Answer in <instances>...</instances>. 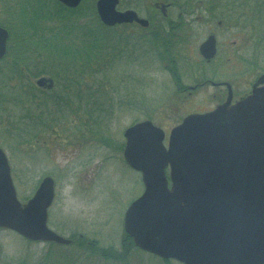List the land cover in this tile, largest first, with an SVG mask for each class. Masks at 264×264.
Masks as SVG:
<instances>
[{
  "label": "rangeland",
  "instance_id": "1",
  "mask_svg": "<svg viewBox=\"0 0 264 264\" xmlns=\"http://www.w3.org/2000/svg\"><path fill=\"white\" fill-rule=\"evenodd\" d=\"M96 1L90 0V3L95 6ZM156 1L164 0H121L120 8H134L140 2L139 12L146 16ZM165 1L170 3L171 0ZM175 2L170 8L174 18L180 12L177 5L183 0ZM4 5L15 8L17 1L5 0ZM180 8L186 10L184 5ZM208 11L199 10L197 14L208 15ZM238 12L241 23L238 26L226 25L225 29H218L222 34L215 31V35L220 41L219 51L224 49L223 56L232 58L234 63L240 65L235 77L241 81H251L255 73L252 70L264 72V47L259 49L256 45L264 44V13L259 14L263 19L258 25L260 20L256 18L243 22L244 13L240 8ZM10 17L9 14L0 15V22ZM189 21L195 29L191 40L192 49L187 51V45L184 51V55H190L187 60L189 65L180 64L182 70L180 67L175 69L178 75L165 69L166 60H154L153 54L156 56V51L146 53L144 49L139 52L140 47L143 49L141 44L137 50L141 57L124 53L123 58L117 59L110 67L108 64L104 72L94 74L96 77L83 76L91 85L95 84L94 91L101 85L105 88L101 94L105 99L102 109L98 108L102 99H98L96 93L91 99L90 94L87 101L91 99V105L80 108L73 105L68 116L53 122L56 134L50 130L39 143H16L0 136V145L5 148L13 168L19 200L26 201L44 176H53L56 181L55 199L49 210V226L71 239L79 234L87 238H84L83 244L61 247L48 242L30 241L14 231L0 229V264H182L174 259L167 263L152 253L129 248L123 226L124 215L131 201L142 194L144 186L140 173L126 164L121 146L125 144L124 131L136 122L152 119L166 130L168 136L184 116L190 112L202 113L201 109L208 110L215 103L216 100L212 103L209 99L211 96L208 91H197L191 98L183 96L187 95L186 91L179 93L181 83L194 84L190 62L201 60L199 46L210 34V29L216 27V22L209 24L194 19ZM251 24L258 26L260 34H255L250 41L251 34L248 31L249 27L253 28L249 26ZM187 27L189 25L184 24L177 33L187 34ZM118 29L123 28L119 26ZM139 31L131 27L129 34L135 32L138 36ZM134 40L135 37L128 39L131 42ZM129 46L132 47L131 44ZM254 57L259 61L257 68L248 63ZM223 75L225 73L222 71L216 74L218 77ZM16 77L14 73L6 72V76L0 80L2 121L6 119L7 112H13L16 101L13 99V102H7L8 97L4 98L1 90L7 96L18 94ZM49 120L52 121V118ZM99 134H105L102 137L111 138L113 143H101L106 140L100 139ZM92 241L101 248H108L110 257L106 258L98 251H90L88 248Z\"/></svg>",
  "mask_w": 264,
  "mask_h": 264
},
{
  "label": "water",
  "instance_id": "2",
  "mask_svg": "<svg viewBox=\"0 0 264 264\" xmlns=\"http://www.w3.org/2000/svg\"><path fill=\"white\" fill-rule=\"evenodd\" d=\"M76 7L82 0H60ZM120 0H97L108 26L138 22L133 9L118 10ZM156 5L163 7V3ZM9 32L0 26V58ZM210 58L215 38L201 46ZM50 79L41 78L39 84ZM264 75L250 95L213 111L190 114L174 127L169 147L165 132L146 120L125 131L124 156L142 172L143 194L128 207L124 228L136 246L185 264H264ZM170 169L167 176L166 168ZM169 183L171 185H169ZM55 182L46 177L35 195L21 203L11 168L0 148V228L29 240L70 244L48 226Z\"/></svg>",
  "mask_w": 264,
  "mask_h": 264
},
{
  "label": "trees",
  "instance_id": "3",
  "mask_svg": "<svg viewBox=\"0 0 264 264\" xmlns=\"http://www.w3.org/2000/svg\"><path fill=\"white\" fill-rule=\"evenodd\" d=\"M175 5V0H171ZM199 1H203L204 9L207 11L217 12L219 0H183L179 5L180 11H189L201 9ZM236 2V0H229ZM242 0H238L241 3ZM255 4L259 10L264 0H257ZM19 7L16 9H9L8 13L16 12L17 16L10 17L7 20H2V24L10 30L9 52L4 61L5 67L10 69L11 73L17 75L16 82L19 93L16 95H6L1 90V94L8 97V101L13 99L16 101V107L13 112H7L9 120L17 131L19 139H25V135L21 136L22 126L25 125L28 115L27 110V92L30 89V77H38L43 74H49L56 79L61 86L57 87L55 92L60 91L58 98L62 101L60 104V111L67 112L73 110V105L83 106L91 105L93 94H97L98 99H102L99 109L103 108L104 100L102 90L105 88L98 86L94 91V85L89 80L83 78L84 75L96 77L98 72H104L107 65L109 67L117 59H121L125 53V47L131 44L135 49L140 41L135 38L133 42L128 41L124 32L117 28L106 26L101 20L96 10V5L91 4L90 0H85L77 8H69L57 0H18ZM181 5L186 7V10L180 8ZM161 33L156 29L152 30L150 34H146L145 38L157 37ZM125 42V44H123ZM158 48V44H155ZM161 49L158 54L162 60L168 59L169 53L165 50L164 40L160 42ZM150 44L146 47L149 48ZM171 72L174 71L172 67H167ZM107 71V70H106ZM1 74H6L5 70ZM81 76L80 80L75 77ZM23 77V79H22ZM1 80V79H0ZM91 94L90 101L88 97ZM51 97H42L40 100L49 99V104H52ZM89 102V104H88ZM108 103V101H107ZM108 106V104H107ZM75 107V108H77ZM80 108V107H79ZM7 110V106L5 105ZM24 111V113H23ZM18 113V114H17ZM25 127H23V131ZM100 139L105 145H110L113 140L107 137H102L105 134H99ZM100 141V140H99ZM122 148V146H121ZM129 248L137 249L131 238L127 235ZM85 238V237H84ZM84 238L75 240L71 247L84 243ZM55 245L54 243H51ZM87 248L94 252H100L104 257L108 258V248L99 247L95 241L90 243ZM62 247V246H61ZM122 254V256H124ZM123 258V257H122ZM167 263L169 260H166Z\"/></svg>",
  "mask_w": 264,
  "mask_h": 264
},
{
  "label": "flooded vegetation",
  "instance_id": "4",
  "mask_svg": "<svg viewBox=\"0 0 264 264\" xmlns=\"http://www.w3.org/2000/svg\"><path fill=\"white\" fill-rule=\"evenodd\" d=\"M5 1V0H4ZM17 1V0H16ZM139 1V0H138ZM257 0H242L241 3L236 0V2H230L229 0H219V6L217 8V12L215 11H208V15L197 14L199 9L191 10V11H180L176 18L171 16V4L168 2H159L164 3V6H157L155 3L152 4L151 10L147 11V15H142L139 10H141V6L138 4L133 6L134 9L137 10L140 17L146 18L149 20L148 26H142L139 23L132 22V23H124V28L126 29L127 33L130 31V28H137L139 29V34L137 38L142 41L143 49L140 47V51H146V53L151 51H157V48L154 44H158V48H161L160 42L164 40L165 43V54L169 53L168 59L166 58L167 66L172 67L174 70V74H177V70L181 65L185 63L189 65V58L190 55H184L185 47L189 45L187 51L192 49L191 47V40L193 37V25L189 19H194V21L204 22L211 24L212 22H216V27H212L210 30V34L208 37L203 41L205 42L211 35H214L217 41V54L212 59H205V57L201 53V45L199 48V53L201 55V60L198 62H190L192 75L195 79H192L194 84H184L185 87L183 88V92L186 91V96H191L197 91L203 90L202 92H209L210 96L209 99L212 100L213 103L212 107L208 110H212L218 104L224 102L230 96L233 99V102L249 95L252 90L253 86L257 83L258 79L264 72L259 73L257 70H252L253 79L251 81L236 78L235 75L237 74V69L240 65H237L236 62L232 61L230 57H224L223 51L224 49L219 51V43L217 36L215 35V31L219 34L218 29H225L226 25H235L238 26L241 23L242 19L239 15L238 9L243 10L244 17L243 22L250 18H256L260 20L261 16L259 14L264 13V6L263 4L260 6L261 13H258V9L256 8L255 4ZM157 3V4H159ZM1 5V4H0ZM136 7V8H135ZM263 8V9H262ZM221 10V11H219ZM0 12L5 13L6 9L4 6H0ZM250 15V16H248ZM228 20L229 22H226ZM188 24L189 27L192 28L189 30L187 27V34H180L178 35L177 32L179 29L184 25ZM258 24V23H257ZM253 27L252 29L249 27L248 34H251L250 41L255 34H260L258 32V26L251 24L249 25ZM239 28V27H238ZM157 29L158 32H162L159 36L145 38L146 34H150L152 30ZM239 30V29H238ZM247 34V35H248ZM143 37V38H142ZM223 41V40H222ZM247 41L246 43H250ZM236 43V42H234ZM147 44H150L149 48H145ZM152 54V53H149ZM219 57L217 58V55ZM228 58V59H226ZM188 60V61H187ZM4 61L0 59V63ZM240 63V61H238ZM244 62V61H243ZM258 58L254 57L253 60L249 59L248 63L251 67H256L258 64ZM246 64V62H245ZM255 64V65H254ZM238 67V68H237ZM181 68V67H180ZM257 68V67H256ZM182 70V68H181ZM218 71H222L225 73L223 76H216ZM51 78V77H49ZM77 80H80L81 76L75 77ZM38 79H34L33 77L29 76L30 80V89L27 92V143L28 144H35L39 143L41 139H45V137L50 133V130H53V133L56 134V129L53 124L58 119L64 118L69 114L63 115L64 111H60V104L62 105V101L58 98L60 92H55L56 90V80L52 79L53 82L43 83V85L38 83ZM212 94V95H211ZM51 97L52 104H49V99L40 100L42 97ZM1 104V103H0ZM63 113V114H62ZM52 118V121L49 120ZM52 128V129H51ZM47 176V175H46Z\"/></svg>",
  "mask_w": 264,
  "mask_h": 264
}]
</instances>
